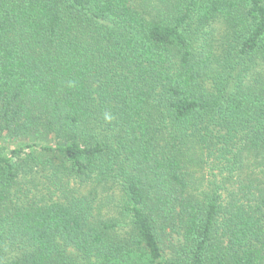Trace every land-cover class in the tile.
Returning <instances> with one entry per match:
<instances>
[{
	"label": "trees",
	"instance_id": "obj_1",
	"mask_svg": "<svg viewBox=\"0 0 264 264\" xmlns=\"http://www.w3.org/2000/svg\"><path fill=\"white\" fill-rule=\"evenodd\" d=\"M3 143L0 264H264V0H0Z\"/></svg>",
	"mask_w": 264,
	"mask_h": 264
},
{
	"label": "rangeland",
	"instance_id": "obj_2",
	"mask_svg": "<svg viewBox=\"0 0 264 264\" xmlns=\"http://www.w3.org/2000/svg\"><path fill=\"white\" fill-rule=\"evenodd\" d=\"M12 145V143L10 144V146ZM6 146H8V144H6ZM6 149H5V145L4 143L3 144H0V153L4 152Z\"/></svg>",
	"mask_w": 264,
	"mask_h": 264
}]
</instances>
